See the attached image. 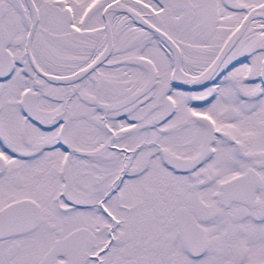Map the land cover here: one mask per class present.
<instances>
[{
	"label": "snow or ice",
	"instance_id": "1",
	"mask_svg": "<svg viewBox=\"0 0 264 264\" xmlns=\"http://www.w3.org/2000/svg\"><path fill=\"white\" fill-rule=\"evenodd\" d=\"M0 264H264V0H0Z\"/></svg>",
	"mask_w": 264,
	"mask_h": 264
}]
</instances>
